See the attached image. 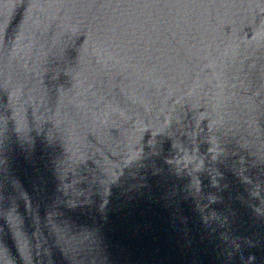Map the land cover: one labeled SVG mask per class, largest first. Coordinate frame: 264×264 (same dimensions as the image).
I'll return each mask as SVG.
<instances>
[{
  "label": "water",
  "instance_id": "95a60500",
  "mask_svg": "<svg viewBox=\"0 0 264 264\" xmlns=\"http://www.w3.org/2000/svg\"><path fill=\"white\" fill-rule=\"evenodd\" d=\"M0 264H264V0H0Z\"/></svg>",
  "mask_w": 264,
  "mask_h": 264
}]
</instances>
